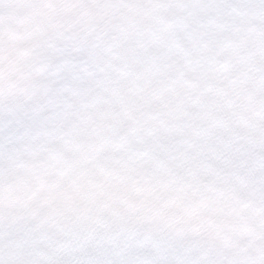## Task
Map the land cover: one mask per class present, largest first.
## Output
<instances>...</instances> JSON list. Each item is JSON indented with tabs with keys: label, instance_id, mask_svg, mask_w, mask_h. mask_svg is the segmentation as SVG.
I'll return each mask as SVG.
<instances>
[{
	"label": "snow or ice",
	"instance_id": "1",
	"mask_svg": "<svg viewBox=\"0 0 264 264\" xmlns=\"http://www.w3.org/2000/svg\"><path fill=\"white\" fill-rule=\"evenodd\" d=\"M0 264H264V0H0Z\"/></svg>",
	"mask_w": 264,
	"mask_h": 264
}]
</instances>
